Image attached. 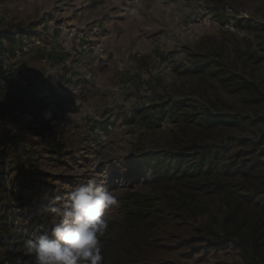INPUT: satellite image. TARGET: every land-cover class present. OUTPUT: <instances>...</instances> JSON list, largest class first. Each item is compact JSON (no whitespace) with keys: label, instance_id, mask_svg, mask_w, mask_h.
Returning <instances> with one entry per match:
<instances>
[{"label":"rangeland","instance_id":"1","mask_svg":"<svg viewBox=\"0 0 264 264\" xmlns=\"http://www.w3.org/2000/svg\"><path fill=\"white\" fill-rule=\"evenodd\" d=\"M93 169L103 264H264V0H0V264Z\"/></svg>","mask_w":264,"mask_h":264},{"label":"clouds","instance_id":"2","mask_svg":"<svg viewBox=\"0 0 264 264\" xmlns=\"http://www.w3.org/2000/svg\"><path fill=\"white\" fill-rule=\"evenodd\" d=\"M102 162L106 161L98 157L95 164ZM93 173L86 183L48 198V225L40 233L20 238L22 256L17 257V264H23L24 257L33 264H103V238L110 225L107 214L116 201L106 187L107 172L93 169Z\"/></svg>","mask_w":264,"mask_h":264},{"label":"trees","instance_id":"3","mask_svg":"<svg viewBox=\"0 0 264 264\" xmlns=\"http://www.w3.org/2000/svg\"><path fill=\"white\" fill-rule=\"evenodd\" d=\"M249 173H250V170L248 169V165L246 163L236 166V169H235L236 176L248 178V177H250V174H251V173L250 174ZM262 201L264 202V196L262 198ZM136 220H138V218H136Z\"/></svg>","mask_w":264,"mask_h":264}]
</instances>
